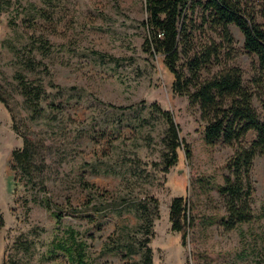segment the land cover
I'll use <instances>...</instances> for the list:
<instances>
[{
	"label": "rangeland",
	"instance_id": "1",
	"mask_svg": "<svg viewBox=\"0 0 264 264\" xmlns=\"http://www.w3.org/2000/svg\"><path fill=\"white\" fill-rule=\"evenodd\" d=\"M255 2L246 5L256 10ZM0 8V93L19 132L34 145L33 164L40 166L31 183L15 168L11 151L21 139L0 104V264H68L55 247L68 228L86 242L91 264H139L141 251L126 255L124 250L128 244L138 248L142 232L135 204L148 197L157 202L148 244L151 264H264V217L259 216L264 158L255 156L249 171L248 223L225 228L218 193L226 160L254 133L237 144L205 145L197 106L173 95L160 58L142 52L143 0H0ZM196 12L186 23L194 50L208 40L222 45L199 79L238 67L261 117L264 85L253 82L260 73L255 57L242 48L241 34L229 25L226 44L218 32L198 28ZM254 20L264 29V18ZM26 58L41 66L25 69ZM15 72L43 88L42 117L34 121L18 94ZM152 104L171 114L189 151L187 160L179 151L177 163L164 174L159 170L164 124L150 112ZM173 197L184 198L188 211L184 246L169 230ZM52 212L61 215L54 219Z\"/></svg>",
	"mask_w": 264,
	"mask_h": 264
},
{
	"label": "trees",
	"instance_id": "2",
	"mask_svg": "<svg viewBox=\"0 0 264 264\" xmlns=\"http://www.w3.org/2000/svg\"><path fill=\"white\" fill-rule=\"evenodd\" d=\"M143 2L146 18L141 24L146 36L141 44L142 52L160 58L163 68L171 76L170 91L173 95L185 96L190 106H197L200 121L203 122L202 137L205 145L211 146L217 141L226 145L237 144L247 132L254 133V138L246 147H237L228 157L224 164L227 175L223 176V182L218 187L226 213V220L223 222L225 228L232 229L236 225L248 223V201L251 194L249 171L255 156L264 158V91L259 97L262 110L260 117L252 107L253 94L243 86L241 70L238 67H224L209 79L200 80L199 72L219 58L222 45L208 40L194 50L190 25L186 23H191L190 15L197 10L200 20L198 28L206 27L218 32L226 44L231 42L227 27L234 26L241 34L242 48L256 59L260 74L253 82L259 88L264 85V29L255 22L254 17L257 15L264 18V0L255 2L256 10L247 7L246 0ZM39 47L41 50L45 49L43 44ZM36 66H41L40 62H32L30 58L23 62V67L28 70ZM13 80L16 82L18 94L22 97V104L29 112L28 119L34 121L42 117L43 109L40 103L44 98V91L41 84L38 81L26 80L19 72H15ZM0 104L8 113L11 130L21 139V146L11 151L12 161L26 182L31 183L33 175L40 171V166L33 164L34 145L19 132L15 114L1 93ZM150 112L158 115L164 124L159 161V170L164 174L177 163L179 151L183 152L186 160L189 151L178 136L177 126L171 114L167 110H161L156 104L150 106ZM81 185L84 189L91 188L87 183ZM65 203L70 210L68 201ZM43 205L50 209L47 200ZM135 205L139 220L137 228L142 232V238L137 243L138 248H133L136 243L128 244L124 251L126 255H131L139 250V264H151L148 244L153 237L151 220L157 217V202L148 197L147 201L137 202ZM52 215L54 219H58L61 213L52 212ZM259 216L264 217V204L259 208ZM167 220L169 230L180 236V243L184 246L189 224L184 198L170 199ZM2 226L3 219L0 214V228ZM64 234V237L55 243V247L65 255L67 263L91 264L86 242L83 239L76 240L78 234L70 228L66 229Z\"/></svg>",
	"mask_w": 264,
	"mask_h": 264
}]
</instances>
